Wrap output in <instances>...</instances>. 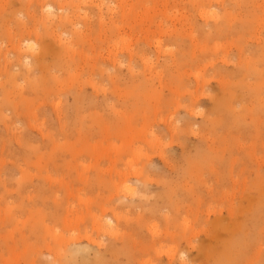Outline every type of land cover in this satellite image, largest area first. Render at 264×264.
Listing matches in <instances>:
<instances>
[{
    "label": "rangeland",
    "instance_id": "rangeland-1",
    "mask_svg": "<svg viewBox=\"0 0 264 264\" xmlns=\"http://www.w3.org/2000/svg\"><path fill=\"white\" fill-rule=\"evenodd\" d=\"M67 1L0 0V264H264V0Z\"/></svg>",
    "mask_w": 264,
    "mask_h": 264
},
{
    "label": "bare ground",
    "instance_id": "bare-ground-1",
    "mask_svg": "<svg viewBox=\"0 0 264 264\" xmlns=\"http://www.w3.org/2000/svg\"><path fill=\"white\" fill-rule=\"evenodd\" d=\"M56 1L59 2V0H56ZM64 1H65V2H68L67 0H64ZM78 1H79V0H78ZM201 1H203V0H201ZM58 2H57V3H58ZM61 2H62V1H61ZM65 2H64V3H65ZM76 2H77V0H76ZM194 2H196V0H195ZM197 2H198V0H197ZM59 3H60V2H59ZM68 3H69V2H68ZM73 3H75V2L72 0V4H73ZM77 3H78V2H77ZM77 3H75V4H77ZM75 4H74V5H75ZM79 4H80V3H79ZM79 4H77V5H79ZM101 4H102V2H100V1L97 3V5H99V6H100ZM59 5H60V4H59ZM61 5H62V3H61ZM74 5H73V7H74ZM64 6H65V5H64ZM60 7H61V6H60ZM60 7H59V8H60ZM100 7H101V6H100ZM61 8L64 9V7H61ZM77 8H78V7H77ZM49 9H52V7L49 6ZM57 10H58V9H57ZM75 10H76V9H75ZM79 10H80V9H79ZM79 10L77 9L76 11H79ZM110 10H111V8H110ZM52 11H53V10H52ZM47 12H48V11H47ZM79 12H80V11H79ZM79 12H78V14H79ZM111 12H113V11H111ZM68 13L71 14L72 12H68ZM68 13H67V14H68ZM67 14H65V15H66V18H67ZM101 14H102V13H101ZM103 14H104V13H103ZM51 15H52V14H51ZM54 15H55V14H54ZM65 15H64L63 17H62V15H61V16H58L57 18L53 19V18L49 17V15H48V13H47L45 16H42L43 18H41V19H42V20L44 19L43 22H46V21H47V23L49 22V24H52V23L55 24V21H57V22H56L57 27H58V26L61 27V26L63 25V23L66 24V22L62 20V19L67 20V19L65 18ZM69 16H70V15H69ZM71 16H72V14H71ZM81 17H82V16H81ZM101 17H102V16H101ZM70 19L73 20L74 18H73V19L70 18ZM70 19H69V21H70ZM94 19H95V18H94ZM99 19H100V18H99ZM42 20H41V21H42ZM102 20H103V19H102ZM104 20H105V19H104ZM99 21H101V20H99ZM75 22H76V21H75ZM47 23H46V24H47ZM77 23H78V22H77ZM79 23H80V22H79ZM82 23H83V22H82ZM101 23L103 24V22H101ZM101 23H99V24L101 25ZM37 24H38V23H37ZM40 24H41V23H40ZM43 24H45V23H43ZM46 24H45V25H46ZM49 24H48V25H49ZM54 24H53V26H54ZM74 25L76 26V24H74ZM39 26H40V25H39ZM49 26H50V25H49ZM51 27H52V26H51ZM73 27H74V26H73ZM101 27H102V25H101ZM47 28L50 29L49 27H47ZM47 28H46V29H47ZM74 28H75V27H74ZM53 29H54V28H53ZM53 29H52V30H53ZM56 29H57V28H56ZM60 29H62V28H60ZM75 29H76V28H75ZM75 29H74V30H75ZM55 31H56V30H55ZM52 32H53V31H52ZM52 32H51V33H52ZM57 32L59 33L58 29H57ZM60 32H62V31H60ZM77 32H78V34H79V29H78V31H77V29H76V34H77ZM38 33H39V32H38ZM38 33H37V34H38ZM47 33H48V32H47ZM49 33H50V30H49ZM49 33H48V34H49ZM65 33H67V32L65 31ZM65 33H64V34H65ZM78 34H77V35H78ZM49 35H51V34H49ZM54 35H55V37H56V38H55L56 40H58V41H61V40H62L60 34H55V33H54ZM52 37H53V36H52ZM53 38H54V37H53ZM24 40H25V39H24ZM194 40H195V39H194ZM26 41H27V40H26ZM29 41H31V40H29ZM29 41H27V44L30 43ZM76 41H77V40H76ZM79 41H80V40H79ZM67 42H68V41H67ZM69 42H71V41H69ZM65 43H66V42H65ZM68 44H69V43H68ZM70 44H72V43H70ZM67 46H68V45H67ZM67 46H66V47H67ZM17 47H18V46H17ZM31 47H32V44H31ZM61 47H62V46H61ZM68 47H70L68 50L71 49V51H72V49L74 48L73 45L68 46ZM71 47H73V48H71ZM20 48H21V46L18 47V49H20ZM63 48H64V45H63ZM64 49H65V48H64ZM66 49H67V48H66ZM18 51H19V50H18ZM38 51H39V50H38ZM64 51H65V50H64ZM66 51H67V50H66ZM74 51H76V50H74ZM74 51H73V53H74ZM67 52L69 53V51H67ZM67 52H66V53H67ZM15 53H17V50H16ZM18 53H19V55H17V56H18V57H17L18 60H19V58H20V61H22V59L24 58L23 60H24L25 62H28L27 64H29V60L32 61L28 54H25V55H24L23 51H22V53H23L24 56H22L21 51L18 52ZM29 53H30V52H29ZM31 53H32V52H31ZM71 54H72V52H71ZM4 55L6 56V61H10V60H8V59H9V57H8V56H9V52L5 53ZM30 56H32V55H30ZM35 57H36V56H35ZM38 57H39V56H38ZM38 57H37V61H38ZM4 59H5V58H4ZM226 59H227V58H226ZM40 61H41V60H40ZM15 63H16V62H15ZM32 67L36 68V65H35V64H32ZM29 69H30V68H29ZM29 71H30V70H29ZM32 71H33V68H32ZM12 74H13V73H12ZM109 75H110V74H109ZM15 76H16V75H15ZM258 76H259V75H258ZM110 77H111V76H110ZM112 77H113V76H112ZM112 77H111V78H112ZM14 78L16 79L17 77H14V74H13L12 79H14ZM89 78H90V77H89ZM15 79H14V80H11V81H14V82H15ZM109 79H110V78H109ZM96 82H97V81H96ZM27 94H28V93H27ZM112 105H113V104H112ZM115 105H116V104H115ZM117 106H118V105H117ZM53 110H54V109H53ZM117 111H118V110H117ZM57 113H58V112H57ZM126 119H127V118H126ZM69 129H70V128H69ZM137 130H138V129H137ZM169 131H170V129H169ZM172 131H173V130H172ZM139 132H140V131H139ZM170 132H171V131H170ZM137 133H138V132H137ZM43 134H44V133H43ZM94 135H95V134H94ZM158 135H159V134H158ZM196 135H197V134H196ZM90 139H91V138H90ZM92 141H93V140H92ZM49 146H50V145H49ZM63 146H64V145H63ZM123 148H124V147H123ZM41 149H42V148H41ZM149 153H150V152H149ZM160 153H161V152H160ZM37 155H38V154H37ZM84 155H85V154H84ZM147 155H148V154H147ZM102 156H103V155H102ZM85 158H86V155H85ZM83 160H85V159H83ZM144 160H145V159H144ZM80 161H81V160H80ZM89 161H90V160H89ZM85 162H86V161H85ZM104 163H105V162H104ZM108 163H109V162H108ZM83 164H85V163H83ZM106 165H107V162H106ZM191 166H192V165H191ZM101 167H102V166H101ZM199 168H200V167H199ZM51 169H52V168H51ZM77 169H78V168H77ZM81 169H82V168H81ZM86 169H87V168H86ZM55 170H56V169H55ZM214 170H215V169H214ZM58 171H59V170H58ZM33 172H34V171H33ZM77 172H78V171H77ZM80 172H81V171H80ZM85 172H86V171H85ZM118 172H119V171H118ZM44 173H45V172H44ZM106 173H107V172H106ZM134 173H135V172H134ZM61 175H62V174H61ZM52 176H53V175H52ZM55 176H56V175H55ZM59 176H60V174H59ZM63 176H64V175H63ZM122 176H123V175H122ZM57 177H58V176H57ZM84 177H85V176H84ZM124 177H125V176H124ZM148 177H149V176H148ZM148 177H147V178H148ZM65 178H66V177H65ZM86 178H87V177H86ZM149 178H150V177H149ZM151 178L154 180L153 177H151ZM151 178L148 179V180L150 181ZM51 179H52V178H51ZM82 179H83V178H82ZM83 180H84V179H83ZM49 181H50V180H49ZM112 181H114V180H112ZM190 181H191V180H190ZM85 182H86V181H85ZM115 185H116V184H115ZM81 188H82V187H81ZM57 189H58V188H57ZM97 190H98V189H97ZM144 191H145V190H144ZM148 194H149V193H148ZM112 195H113V194H112ZM141 196H142V195H141ZM146 197H147V196H146ZM147 198H148V197H147ZM151 198H152V197H151ZM149 199H150V198H149ZM149 199H148V201H149ZM119 201H120V200H119ZM176 203H177V205H178L179 202H176ZM115 204H116V202H115ZM115 204H114V205H115ZM146 204H148V203H146ZM151 204H152V203H151ZM142 205H143V204H142ZM108 206H109V205H108ZM116 206H117V205H116ZM121 206H122V204H121ZM147 206H148V205H147ZM179 206H180V205H179ZM101 208H102V207H101ZM118 208H119V207H118ZM139 208H140V207H139ZM142 209H143V208H142ZM178 209H179V208H178ZM108 210H109V209H108ZM108 210H107V211H108ZM187 210H188V209H187ZM100 211H101V210H100ZM113 211H114V210H113ZM144 211H145V210H144ZM151 211H152V210H151ZM118 212H119V211H118ZM137 212H138V211H137ZM137 212H136V213H137ZM100 213H101V212H100ZM123 213H125V212H123ZM142 213H143V212H142ZM142 213H141V214H142ZM101 214H102V213H101ZM113 214H114V212H113ZM121 214H122V213H121ZM141 214H140V215H141ZM167 214H168V213H167ZM184 214H185V213H184ZM131 215H132V214H131ZM143 215H144V214H143ZM146 215H147V213H146ZM146 215H145V216H146ZM165 215H166V214H165ZM165 215H164V216H165ZM182 215H183V214H182ZM113 216H114V215H113ZM122 216H123V215H122ZM166 216H167V215H166ZM166 216H165V217H166ZM168 216H169V215H168ZM136 217H137V216H136ZM102 218H104V217H102ZM138 219H139V218H138ZM195 219H196V217H195ZM129 220H130V219H128V221H129ZM133 220H134V219H133ZM135 220H136V219H135ZM100 221H101V220H100ZM104 221H105V220H104ZM110 221H111V220H110ZM113 221H114V220H113ZM130 221H131V220H130ZM130 221H129V223H130ZM116 222H117V220H116ZM137 222H138V221H137ZM195 222H196V221H195ZM208 223H209V222H208ZM208 223H207V224H208ZM207 224H206V226H207ZM223 224H224V223H223ZM232 224H233V223H232ZM104 225H106V224H103V226H104ZM198 225H199V224H197V226H198ZM98 226H99V225H98ZM168 226H169V225H168ZM183 226L185 227L184 224H183ZM195 226H196V225H195ZM197 226H196V227H197ZM201 226H202V225H201ZM224 226H225V225H224ZM104 227H105V226H104ZM165 227H166V226H165ZM156 228H157V227H156ZM170 228H171V227H170ZM182 228H183V227H182ZM186 228H187V227H186ZM192 228H193V227H192ZM105 229H106V228H105ZM154 229H155V228H154ZM167 229H168V228H167ZM215 229H216V227H215ZM107 230H108V229H107ZM117 230H118V229H117ZM171 230H172V229H171ZM173 230H174V229H173ZM199 230H200V228H199ZM207 230H208V228H207ZM97 231H98V230H97ZM109 231H110V230H109ZM151 231H152V230H151ZM160 231H161V230H160ZM167 231H168V230H167ZM216 231H217V230H216ZM218 231H219V230H218ZM120 232H121V231H120ZM137 232H138V231H137ZM194 232H195V231H194ZM197 232H198V231H197ZM103 233H104V232H103ZM159 233H160V232H159ZM53 234H54V233H53ZM98 234H99V232H98ZM121 235H122V234H121ZM140 235H141V233H140ZM61 236H62V235H61ZM116 236H117V235H116ZM142 236H143V235H142ZM142 236H140V238H141ZM157 236H158V235H157ZM195 236H196V235H195ZM91 237H92V236H91ZM118 237H119V236H118ZM118 237H117V238H118ZM133 237H134V236H133ZM134 238H135V237H134ZM164 238H165V237H164ZM90 239H91V238H90ZM98 239H99V238H98ZM141 239H142V238H141ZM99 240H100V239H99ZM153 240H154V239H153ZM190 240H191V238H190ZM97 241H98V240H97ZM102 241H103V240H102ZM161 241H162V240H161ZM161 241H160V242H161ZM164 241H165V240H164ZM59 242H60V241H59ZM72 242H73V241H72ZM166 242H167V241H166ZM64 243H65V242H64ZM99 243H100V242H99ZM191 243H192V242H191ZM95 244H96V243H95ZM171 244H172V242H171ZM83 246H85V245H83ZM176 246H177V244H176ZM77 247H78V246H77ZM80 247H81V246H80ZM156 248H159V247H156ZM76 249H77V248H76ZM159 249H161V248H159ZM176 249H177V248H176ZM59 250H60V249H59ZM67 250H68V249H67ZM71 250H74V249H71ZM63 251H64V250H63ZM80 251H81V250H80ZM156 251H157V250H156ZM72 252H73V251H72ZM75 253H76V251H75ZM156 253H157V252H156ZM159 253H160V252H159ZM162 253H163V252H162ZM167 253H168V252H167ZM62 254H63V253H62ZM62 254H61V255H62ZM66 254H67V253H66ZM165 255H167V254H165ZM172 255H173V254H172ZM172 255H171V256H172ZM174 255H175V254H174ZM180 255H181V254H180ZM85 256H86V255H85ZM200 256H201V255H200ZM157 257H158V256H157ZM63 258H64V256H63ZM168 259H169V258H168ZM187 261H188V260H187ZM187 261H186V262H187ZM171 262H172V261H171ZM55 263H56V262H55ZM181 263H183V262H181ZM184 263H185V262H184ZM193 263H194V262H193ZM50 264H51V262H50ZM53 264H54V263H53ZM112 264H113V263H112Z\"/></svg>",
    "mask_w": 264,
    "mask_h": 264
}]
</instances>
